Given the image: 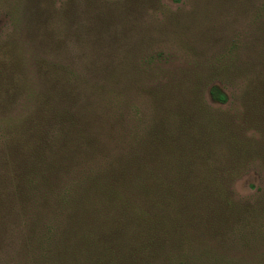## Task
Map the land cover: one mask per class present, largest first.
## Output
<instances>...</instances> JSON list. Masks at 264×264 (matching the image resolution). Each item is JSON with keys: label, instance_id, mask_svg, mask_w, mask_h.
I'll use <instances>...</instances> for the list:
<instances>
[{"label": "rangeland", "instance_id": "374dc122", "mask_svg": "<svg viewBox=\"0 0 264 264\" xmlns=\"http://www.w3.org/2000/svg\"><path fill=\"white\" fill-rule=\"evenodd\" d=\"M262 80L264 0H0V189L6 168L16 165L8 139L29 118L61 116L64 124L50 123L42 134L55 141L70 120L93 108L112 146L138 147L159 117L204 121L206 115L198 114L203 105L233 124L212 148L237 168L232 183L244 221L227 259L192 246L181 260L264 264ZM214 86L227 95L226 105L212 102ZM28 140L26 149L32 147ZM68 178L49 193L51 206L42 215L7 201L15 181L0 190L6 207L0 209V264H34L40 248L53 243L56 214L74 186L68 183L76 182ZM34 220L38 230L28 243Z\"/></svg>", "mask_w": 264, "mask_h": 264}, {"label": "trees", "instance_id": "16d2710c", "mask_svg": "<svg viewBox=\"0 0 264 264\" xmlns=\"http://www.w3.org/2000/svg\"><path fill=\"white\" fill-rule=\"evenodd\" d=\"M262 85L264 97V80ZM209 96L220 106L228 102L215 86ZM83 110L55 141L42 134L50 123L64 124L61 116L29 118L8 139L6 149L16 165L6 168L0 190L15 181L17 189L5 197L11 206L20 203L42 215L50 209L54 186L69 176L76 180L68 183L74 186L56 214L60 225L54 237L49 228L45 233L46 244L51 238L53 243L40 248L34 264H186L184 249L192 246L203 253L214 249L227 259V246L243 227L244 207L233 190L237 168L224 164L212 142L224 140L231 120L202 105L198 114L206 115L204 121L159 117L138 147L117 141L112 146L101 115L93 108ZM26 137L30 149L24 146ZM32 222L28 243L38 230L39 221ZM3 227L0 223V240ZM239 238L244 248V235Z\"/></svg>", "mask_w": 264, "mask_h": 264}]
</instances>
